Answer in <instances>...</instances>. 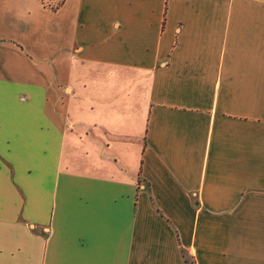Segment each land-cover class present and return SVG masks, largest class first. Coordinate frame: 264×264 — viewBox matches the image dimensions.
<instances>
[{"label": "crops", "instance_id": "crops-1", "mask_svg": "<svg viewBox=\"0 0 264 264\" xmlns=\"http://www.w3.org/2000/svg\"><path fill=\"white\" fill-rule=\"evenodd\" d=\"M41 6L0 2V264H264V0Z\"/></svg>", "mask_w": 264, "mask_h": 264}, {"label": "rangeland", "instance_id": "rangeland-1", "mask_svg": "<svg viewBox=\"0 0 264 264\" xmlns=\"http://www.w3.org/2000/svg\"><path fill=\"white\" fill-rule=\"evenodd\" d=\"M42 3H41V2ZM0 0V2H7L10 5H13V8L11 9H30L31 12H33V19H35L39 26L47 27L48 25H59V19L56 13L49 12L46 9H49L51 11H55L60 4L64 0ZM41 4L46 8L45 10L48 11V13L43 12L40 9L42 8ZM73 14V2L69 4V6L66 8V11L62 12V16L69 18V15ZM52 34V33H51ZM185 258L188 259L189 263L191 264L192 258L190 256H187L185 251Z\"/></svg>", "mask_w": 264, "mask_h": 264}, {"label": "trees", "instance_id": "trees-1", "mask_svg": "<svg viewBox=\"0 0 264 264\" xmlns=\"http://www.w3.org/2000/svg\"><path fill=\"white\" fill-rule=\"evenodd\" d=\"M186 261H187V259H186Z\"/></svg>", "mask_w": 264, "mask_h": 264}]
</instances>
